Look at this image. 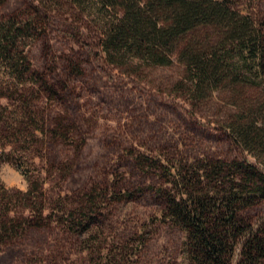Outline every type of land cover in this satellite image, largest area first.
Wrapping results in <instances>:
<instances>
[{
	"label": "rangeland",
	"instance_id": "374dc122",
	"mask_svg": "<svg viewBox=\"0 0 264 264\" xmlns=\"http://www.w3.org/2000/svg\"><path fill=\"white\" fill-rule=\"evenodd\" d=\"M32 1L0 0V17L20 13ZM222 1L238 18L250 12L264 22V0ZM65 16L28 42L33 67L55 91L38 100L48 141L25 157L0 160L6 188L25 189L31 173L43 175L54 220L0 242V264H187L185 233L162 214L157 189L167 182L138 158L240 156L230 124L264 117V94L232 72L192 93L184 49L194 44L220 54L222 45L230 48L225 27L208 23L188 30L170 64L126 68L108 63L95 41H76ZM241 53L250 56L244 47ZM231 54L237 61V51ZM249 212L256 223L264 221V204ZM81 215L82 224L69 228L65 218Z\"/></svg>",
	"mask_w": 264,
	"mask_h": 264
},
{
	"label": "trees",
	"instance_id": "16d2710c",
	"mask_svg": "<svg viewBox=\"0 0 264 264\" xmlns=\"http://www.w3.org/2000/svg\"><path fill=\"white\" fill-rule=\"evenodd\" d=\"M64 14L61 18L76 41H95L108 63L126 68L170 64L188 30L208 23L225 27L230 48L222 45L220 54L194 44L184 49L193 74L192 93L232 72L264 94V22L250 12L238 18L225 1L33 0L24 11L0 17V160L13 154L25 157L48 141L38 100L55 91L33 67L28 42ZM242 47L250 56L242 55ZM232 50L238 56L234 62ZM260 108L264 111V99ZM228 134L240 148L238 157L205 153L170 159L143 153L138 158L142 168L167 182L157 189L162 214L183 229L187 264H264V221L256 223L249 212L264 204V117L235 120ZM28 178L25 189L0 184V242L54 220L47 211L43 175ZM85 216H67L65 221L74 228Z\"/></svg>",
	"mask_w": 264,
	"mask_h": 264
}]
</instances>
